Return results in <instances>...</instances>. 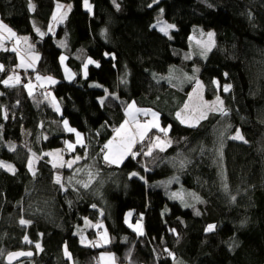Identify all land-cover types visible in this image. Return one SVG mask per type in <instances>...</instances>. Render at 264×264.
Returning <instances> with one entry per match:
<instances>
[{"label":"trees","instance_id":"1","mask_svg":"<svg viewBox=\"0 0 264 264\" xmlns=\"http://www.w3.org/2000/svg\"><path fill=\"white\" fill-rule=\"evenodd\" d=\"M88 3L91 11L84 0H0V20L40 54L24 82L15 73L12 44L0 49V81L20 79L15 86L0 82V161L8 154L15 169L0 168V264L18 250L34 254L20 264H98L102 251L111 252L116 264H264V0ZM58 4L67 15L50 32ZM157 20L174 27L165 35ZM197 26L214 32L210 50L193 40L203 34ZM88 59L95 64L84 76ZM175 68L197 73L178 88L164 78ZM36 73L55 79L59 111L45 87L35 86L29 95L24 85ZM197 80L204 99L219 96L227 114L209 112L189 127L176 114ZM130 104L157 112L160 125L170 127L171 143L151 156L108 164L103 146ZM65 120L75 132L65 129ZM237 129L246 142L231 139ZM76 132L82 144L75 143ZM155 133L164 135L151 130L135 152L147 151ZM56 149L66 160L80 159L71 168H54L45 153ZM174 189L192 205L165 194ZM128 210L141 221L143 235L125 223ZM21 219L30 223L21 225ZM208 225L214 231H206ZM98 232H106L107 243L94 247Z\"/></svg>","mask_w":264,"mask_h":264},{"label":"snow or ice","instance_id":"2","mask_svg":"<svg viewBox=\"0 0 264 264\" xmlns=\"http://www.w3.org/2000/svg\"><path fill=\"white\" fill-rule=\"evenodd\" d=\"M84 4H85V7L88 8L89 11H91V5L88 4V0H84ZM33 7L34 6L31 3H29V8L32 9ZM62 7H64V6L59 5V4L57 5V13L59 12V9H61ZM68 8L70 10L71 6L69 5ZM57 13L53 14V21H55L57 23L62 22V20L66 17L67 13L64 12V13L59 14V15ZM160 24L162 25L160 27V31L163 32L165 35H167V30L169 28L174 27L173 25L164 24L163 22H160ZM35 31L41 37H43L45 35V33L41 32L39 28H35ZM49 31H52L51 25L49 26ZM5 33H7V36L4 35ZM207 35H208V41H209L207 48H208V50H210L211 46H213V43H214L213 42L214 33L209 32ZM6 38L7 39L15 38L17 44H19L21 40H23L25 43H27V41H28V37H17L16 33L13 32L11 28H9L3 22H0V44H2V42ZM60 45L64 46L63 42H60ZM29 47L31 48L32 46L29 45ZM12 50L17 51V49L15 47ZM38 59H39V56L34 55L31 57V62L26 63L24 61V59L22 58L21 63H20V65H18V67H29V68L33 67L34 62ZM60 59H61V63H63V61L66 59V57L61 56ZM92 63H95V62L93 60L89 59L87 61V63L84 65L85 74H86V69H87L88 64H92ZM3 70H4L3 66L0 65V71H3ZM65 72H66L67 78L71 79L72 73L70 72V70H68L66 68ZM37 80H46L48 83H56V81L53 80L51 77H43L42 78L40 76H37ZM0 82L5 84L6 86H15V85L20 83V79L18 76H9L8 79L0 81ZM214 83H216V82L214 81ZM24 86L29 90V95H32L33 86L31 85V83L24 85ZM201 87H202V85H200L199 81H197V89L193 90L194 93H196L197 98L200 101L199 104H197L193 107V113L195 114L196 112H199V115L198 116H195V115L183 116L181 114V112H178L176 114L177 119H179L182 124H187L189 127H194V126H196V123L199 122V120L206 119L209 112H219L223 115L227 114L226 109L223 107V101L220 100L219 96H217L216 100L211 102V103H209L207 101H203L202 94L199 93V91H198V89ZM230 87H231V85H226L224 87V91H226V92L229 91ZM192 98H193L192 94H189V99L191 100ZM53 100H54V98H53ZM101 102H103V101H101ZM54 107L56 108V111H59L58 106H56L54 104ZM188 108H189V105L185 104L182 112H185ZM205 109H206V111H205ZM134 113H140V114L145 115V116L151 115L153 119L151 121H147L143 124H141L139 121H135V128L134 129L131 127H126V125H128V120H125L124 124H122L120 126V128L115 129L116 137H114L113 140H109L103 146V149H102L103 159L106 163L119 165L128 156H131L133 159H135L137 155H141V154L145 155V156H151L154 149H159V151H164L165 148L170 145L171 141L161 139L160 137H155V139L152 140L150 142V144L148 145L147 151H143L141 149L140 152H134L133 148L138 143H142L145 140V138L148 137L149 132L153 128L157 129L159 132H162L165 137L167 136L168 131H169L168 128L160 127L159 117H158L157 113L151 112V110L138 109L135 107V104L128 105V110L126 111V115L132 117L134 120ZM193 121H195V123ZM64 127L69 132H75L76 131L75 129H72L68 126V122L66 120L64 121ZM76 136H77V143L82 144L83 141H82L80 133L76 132ZM231 139L244 141V137L238 129H237L235 135L231 137ZM244 142H246V141H244ZM65 143H66V147L69 150H74L73 144H70L68 142H65ZM14 149H15L14 145L9 146L10 151H13ZM104 150H106V151H104ZM33 155H35V154H33ZM45 155L53 156L59 160V163H56V162L53 163L54 168L58 167V166L63 167L65 164L67 165V167L71 168L72 165L80 159V157H76L74 160H70V161L65 162V161H63V158L60 155L59 151H57L56 153H45ZM28 166H29V170L33 171L32 159H29ZM0 168H4V169L11 171V172L15 171V169L13 168V166L11 164H7L4 161H0ZM33 174H35V173L33 172ZM89 175H91V174H89ZM131 175L136 176L137 173L133 172ZM55 182L58 184L61 182L59 176L56 177ZM83 187L87 188L88 184H83ZM225 189H227V185H225ZM172 195H173V198H180L181 200H183V197L177 193H173ZM197 199H199V198L197 197ZM233 199H234V197H233ZM185 206L187 207L188 205H185ZM93 207H95V205H93ZM196 214L199 215L198 212ZM130 215L131 214L129 213V216ZM85 222H86V224L90 223L87 220ZM28 223H30V221H26L24 219L20 220L21 225H26ZM126 223H127V218H126ZM102 226H103L102 224L96 225V227H102ZM129 226L133 227V230L136 231L138 235H143L142 225L140 223H137L135 226L130 224ZM214 229H215L214 225H208L205 230L208 232H211V231H214ZM106 236H107L106 232L101 236V239L104 240L105 243H107ZM24 239L27 241L28 238L25 237ZM81 242L82 243L85 242L83 237H81ZM92 246L97 247L100 245L98 243H93ZM36 248L37 249L40 248V245L38 243L36 244ZM20 255H31V253L30 252L29 253H23V252H21V253H9V264H11V260L13 258H16ZM65 255L69 256L67 248H65ZM104 258L105 257H103V256L101 257V259H104ZM107 259L112 260L114 258L111 256H108Z\"/></svg>","mask_w":264,"mask_h":264},{"label":"rangeland","instance_id":"3","mask_svg":"<svg viewBox=\"0 0 264 264\" xmlns=\"http://www.w3.org/2000/svg\"><path fill=\"white\" fill-rule=\"evenodd\" d=\"M64 12H66V11H64ZM63 12L61 11V13L60 14H62ZM157 23L155 24V26L158 28V29H160V27L162 26L161 24H160V22H163L164 24H166L167 22L165 21V20H157L156 21ZM166 22V23H165ZM171 25V24H170ZM196 29H197V32H201V33H203V34H201V35H199V36H195V37H193V35H192V38H193V40L195 41V39L198 37V38H200V40H196L197 42H199V43H201V45H203L204 46V48L206 49V50H208V48H207V45H208V43H209V41H208V33L209 32H212V33H214L212 30H204L202 27H200V26H197L196 27ZM195 35V34H194ZM23 37V36H22ZM24 37H26V36H24ZM28 42H29V40H28ZM213 42H214V36H213ZM30 43V42H29ZM30 45L32 46V44L30 43ZM32 48H33V51L34 52H36V49L34 48V46H32ZM211 48H212V46H211ZM194 54V53H193ZM193 54H192V56H193ZM62 56H64V57H66L65 55H62ZM39 58H40V54H39ZM39 60V59H38ZM89 60V59H88ZM87 60V61H88ZM60 61H61V59H60ZM87 61L85 62V64L87 63ZM62 64V67H63V72H64V75H65V69L67 68L68 70H70V72L72 73V78L71 79H68L67 78V76H65L67 79H68V81H72L73 79H74V77H75V74H74V72L69 68V66L67 65V62H66V59L63 61V63H61ZM84 64V65H85ZM92 64H95V63H92ZM84 65H83V71L85 72V69H84ZM89 65V64H88ZM36 67H37V65H36ZM88 67V66H87ZM26 70L27 69H24V68H22V67H19V68H16L15 69V73L18 75V76H20L21 77V79L22 80H27L28 81V75H27V72H26ZM86 73H87V69H86ZM197 73V71H196V69L193 71V73L192 74H196ZM192 74L191 75H189V74H186V72L184 73V72H182V71H179L177 68H175V69H173L167 76H165L164 78L167 80V82H169L170 84H172L173 86H175V87H180V88H183V87H185L190 81L188 80V78H193V77H191L192 76ZM86 74H84V76H85ZM37 76H40V77H46L45 75H42V74H40V73H36V74H32L31 75V80H29L30 81V83H31V85L33 86V88H32V93L33 92H35V86H41V87H45L46 88V90H47V92H46V94H45V97H47V99L48 100H50V101H53V104H55L56 106H58L59 107V109H61V107H60V105H59V102L57 101V99H56V97H55V95H54V93H53V91H52V89H51V86L54 84V83H48L46 80H37ZM53 80H55L54 78H52ZM198 81V80H197ZM197 81H196V83H195V85H194V87L192 88V90L190 91V93L189 94H192V96H193V98L190 100L189 98L187 99V101H186V103L185 104H188L189 105V108L185 111V112H182V110L184 109V106L182 107V109L179 111V112H181V114L183 115V116H192V115H195V116H198L199 115V112H196L195 114L193 113V107L195 106V105H197V104H199L200 103V101H199V99L197 98V95H196V93H194V89H197ZM199 83H200V85H202V83L199 81ZM25 85H27V84H25ZM27 89V88H26ZM28 90V89H27ZM29 91V90H28ZM198 91H199V93H201L202 94V97H203V101H207V102H209V103H211V102H213V101H215L216 100V98H214V99H212V100H206V99H204V96H203V86L201 87V88H199L198 89ZM53 98H54V100H53ZM220 98V97H219ZM220 100H222L221 98H220ZM223 107H224V104H223ZM142 110H151V112H155L154 110H152V109H149V108H144V109H142ZM205 111H206V109H205ZM155 113H157V112H155ZM135 114H138V113H135ZM139 116H142L141 118L139 117V118H137V119H135V121H139L141 124H143V123H145V122H147V121H151L153 118H152V116L151 115H147V116H145V115H142V114H140ZM145 119H144V118ZM159 117V116H158ZM132 120V119H131ZM135 121L134 122H132V123H130L129 121H128V125H126V127H131V128H135ZM201 120H199V122H200ZM194 123H195V121H193ZM199 122L198 123H196V125H198L199 124ZM159 125H160V123H159ZM184 125H186V126H188L187 124H184ZM160 127H162V128H170L169 126H163V125H160ZM153 129H155V128H153ZM152 129V130H153ZM157 130V129H156ZM28 136V134H25V137H27ZM81 137H83V136H81ZM114 137H116V134H115V132H114V134H113V136L109 139V140H113V138ZM155 137H160L161 139H164V140H168V138L167 137H164V135H159V134H157V133H155V135L153 136V138H152V140H154L155 139ZM148 139V137H146L145 138V140L143 141L144 143L143 144H145V142H146V140ZM108 140V141H109ZM107 141V142H108ZM106 142V143H107ZM25 143H26V139H25ZM140 144L141 143H138L134 148H133V151L135 152V149H138L139 148V146H140ZM8 149H9V146H8ZM57 151H59L58 149H56V150H54V151H50V152H48V153H56ZM104 151H106V150H104ZM61 155V154H60ZM49 156V155H48ZM62 156V158H63V161H65V162H67V161H70V160H72V159H70V160H66L64 157H63V155H61ZM129 157V156H128ZM128 157H126L125 159H124V161L128 158ZM6 160L4 161L5 163H7V164H10V162H8L7 160L9 159L8 158V154H6ZM30 159H32V161L34 162V159L31 157ZM49 159L54 163V162H56V163H59V160L57 159V158H55V157H53V156H49ZM123 161V162H124ZM122 162V163H123ZM121 163V164H122ZM121 164H119V165H117V166H120ZM12 165V164H11ZM112 165H116V164H112ZM65 167H67V165L65 164L64 165ZM32 172V171H31ZM182 190H178V189H174V191H169L168 193H167V191H166V195L171 199V200H174V201H177V202H180L184 207H186L185 205H188L187 207H189L190 205H192L191 204V202H189L188 200H185L184 198H183V200H181L180 198H173V193H177V194H179L180 196H182V197H184V194L185 193H182L181 192ZM184 191V190H183ZM189 192H191V193H193L194 195H195V197H196V201H197V196H196V194L193 192V191H189ZM199 200V199H198ZM129 213L131 214L130 216H129ZM126 218H127V223H126ZM124 220H125V223L129 226L130 224L131 225H133V226H135L137 223H140L141 221L140 220H138V221H136V222H134L133 221V211L132 210H128V212L126 213V215H125V218H124ZM94 226H96V224L95 223H92ZM131 228H133V227H131ZM99 234H101V236L104 234L103 232H98ZM99 234H98V238H97V240H96V242L95 243H98L100 246L101 245H104L105 244V242H104V240H102L101 239V236H99ZM80 236V240H81V235H79ZM84 238V237H83ZM84 243L83 244H89L88 243V241L87 240H85L84 239ZM105 257L104 259H101V257ZM108 256H111V257H113L114 258V256H113V254L111 253V252H105V251H102V252H100V254H99V258H98V264H116V262H115V259H112V260H109V259H107V257ZM18 264H20V263H18Z\"/></svg>","mask_w":264,"mask_h":264},{"label":"crops","instance_id":"4","mask_svg":"<svg viewBox=\"0 0 264 264\" xmlns=\"http://www.w3.org/2000/svg\"><path fill=\"white\" fill-rule=\"evenodd\" d=\"M89 4V3H88ZM55 10H56V12H54V13H57V8H55ZM67 10V7L64 5V7H62L61 9H59V12L57 13L58 15L61 13V11L62 12H64V11H66ZM0 22H2L1 20H0ZM60 23V22H59ZM58 23L57 22H55V21H53V17H52V21L50 22V24H48V31H49V26L51 25L52 26V31H50V32H53V30H55V28H56V25H57ZM38 27V26H37ZM39 29H40V27H38ZM40 31L42 32V30L40 29ZM5 36H7V33H5L4 34ZM16 36L17 37H22V36H19V35H17L16 34ZM7 44H12L11 45V48L13 49L14 47L17 49V51H15L16 52V61H17V64L18 65H20V63H21V59L23 58L24 59V61L26 62V63H30L31 62V57L32 56H34V55H36V56H39V54L37 53V52H34L33 51V48L31 47H29V45H30V43L27 41V43H25L23 40H21L20 41V43L19 44H17L16 43V39L15 38H11V39H5L3 42H2V44H0V49L1 48H4ZM14 46V47H13ZM37 63H38V60H36L35 62H34V66L33 67H22V68H24V69H30V70H32V69H35V67H36V65H37ZM128 110V109H127ZM126 110V111H127ZM140 114V113H139ZM132 119V120H131ZM135 119H137V114H135L134 113V120ZM125 120H128L130 123H132V121H133V118L132 117H130V116H128ZM125 120H124V122H125ZM124 122L122 123V124H124ZM118 129V128H117ZM115 134H116V132H115ZM76 138H77V136H76ZM82 138V137H81ZM83 139V138H82ZM75 143H77V141L75 142ZM73 144V143H72ZM77 144H81V143H77ZM75 145V144H74Z\"/></svg>","mask_w":264,"mask_h":264},{"label":"water","instance_id":"5","mask_svg":"<svg viewBox=\"0 0 264 264\" xmlns=\"http://www.w3.org/2000/svg\"><path fill=\"white\" fill-rule=\"evenodd\" d=\"M21 252H23V253H29L30 252L31 255H20V256H18L16 258H13L11 260V264H16V263L21 262L23 260H29L34 255L32 250H18V251H13V252H10V253H21ZM5 261L9 264V253L6 255Z\"/></svg>","mask_w":264,"mask_h":264},{"label":"built area","instance_id":"6","mask_svg":"<svg viewBox=\"0 0 264 264\" xmlns=\"http://www.w3.org/2000/svg\"><path fill=\"white\" fill-rule=\"evenodd\" d=\"M24 82H27V80H23ZM137 149H135V151H136Z\"/></svg>","mask_w":264,"mask_h":264}]
</instances>
